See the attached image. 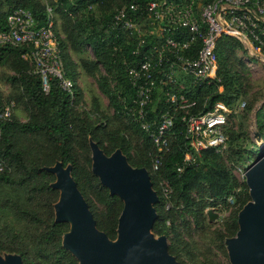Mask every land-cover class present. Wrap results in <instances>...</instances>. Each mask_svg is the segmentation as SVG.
<instances>
[{
  "label": "trees",
  "instance_id": "obj_1",
  "mask_svg": "<svg viewBox=\"0 0 264 264\" xmlns=\"http://www.w3.org/2000/svg\"><path fill=\"white\" fill-rule=\"evenodd\" d=\"M130 1H49L55 14V33L64 70L74 83L72 98L60 90L53 78L49 79L48 91H42L39 76L32 73V67L22 58L28 48L0 46V81L9 87L5 94L0 91V106L9 101L14 103L9 120L0 122V255L13 256L19 264H78L63 247L68 223L56 221L59 191L53 188L55 175L48 171L56 164L68 170L95 229L109 241L115 240L122 201L110 195L92 173L91 144L104 157L118 152L131 170L146 172L156 197L151 205L155 220L149 233L169 240L167 253L176 264H182L179 261L182 251H197L190 242V227L192 224L195 231L204 230L203 211L207 203L214 206L216 201H221L227 208L225 199H233L231 207L234 210L215 238L217 249L226 256L225 240L235 236L237 215L250 202L245 183L235 180L222 162L223 154L203 151L177 172L184 155L191 153L183 139L181 113L173 114L167 137L169 150L160 167L157 171L151 169L155 156L153 143L124 110L134 94L125 71L135 60L132 51L136 42L112 24L115 10ZM134 1L144 4L142 0ZM16 8L29 10L38 23L43 22L42 0H0V32L6 30V17ZM145 45L139 47L140 52L146 49ZM86 46L91 50V58L84 52ZM241 49L234 39L221 37L217 40L214 50L217 85L193 86L187 77L180 76L184 81L182 93L196 102L193 112L206 111L215 102H222L231 110L224 132L233 162L254 156L239 145V141L247 139L244 123L252 106L249 102L245 108L246 103L241 100L248 94L242 65L235 61V51ZM78 70L94 79L98 92L112 109L110 119L97 113L95 100L92 103L95 115L77 110L81 97ZM240 102H244V107L236 112L235 107ZM169 107L155 92L153 103L146 107L148 121L156 123L159 114L170 110ZM18 110L24 114V121L14 112ZM233 118L238 119L237 129H234L235 122H231ZM109 122L121 123L122 128L109 126ZM255 124L259 139L264 143V112L261 109L255 112ZM163 182L171 191L168 209L160 189ZM183 234L186 240L182 239Z\"/></svg>",
  "mask_w": 264,
  "mask_h": 264
},
{
  "label": "built area",
  "instance_id": "obj_2",
  "mask_svg": "<svg viewBox=\"0 0 264 264\" xmlns=\"http://www.w3.org/2000/svg\"><path fill=\"white\" fill-rule=\"evenodd\" d=\"M49 1L42 0V23H38L27 9L10 11L6 17L7 28L0 32V46L28 48L22 58L32 67V73L39 76L42 91H48L49 79L53 78L60 90L72 98L74 83L64 70L55 33V14ZM142 2L144 4L131 0L116 9L112 18L113 26L127 32L136 42L132 51L135 60L125 71L134 94L124 110L153 143V171L158 170L169 150L167 137L173 114L181 113L183 139L191 152L184 155L182 165L177 168V172H181L203 151L212 150L217 154L225 151L224 127L231 110L222 102H215L206 111L193 112L196 102L182 93L184 81L180 76L187 77L193 86L217 85L214 50L221 37L236 40L244 52L264 67V0ZM145 43L146 49L140 52L139 47ZM155 92L170 105V110L159 114L156 123L148 121L146 110L153 103ZM243 107L244 102H240L235 111H241ZM13 108L12 101L0 106V122L9 120ZM235 170L244 180L245 170L237 167ZM160 186L168 209L171 191L165 182ZM232 202V197L225 199L226 205ZM216 203L211 211L224 208L221 201Z\"/></svg>",
  "mask_w": 264,
  "mask_h": 264
},
{
  "label": "water",
  "instance_id": "obj_3",
  "mask_svg": "<svg viewBox=\"0 0 264 264\" xmlns=\"http://www.w3.org/2000/svg\"><path fill=\"white\" fill-rule=\"evenodd\" d=\"M256 140L259 139L255 133ZM92 173L102 186L122 201L117 220L116 238L109 241L97 231L86 204L70 180L68 170L59 164L49 168L55 175L53 188L59 191L55 205L56 221L69 225L63 236V247L78 264H176L167 253L165 238L154 239L149 233L155 213L156 201L146 172L131 170L118 152L109 158L91 144ZM244 183L250 203L237 215L238 230L225 240L229 264H264V153L245 169ZM208 221L217 214L206 212ZM0 264H2L0 260ZM6 264H19L7 256Z\"/></svg>",
  "mask_w": 264,
  "mask_h": 264
},
{
  "label": "rangeland",
  "instance_id": "obj_4",
  "mask_svg": "<svg viewBox=\"0 0 264 264\" xmlns=\"http://www.w3.org/2000/svg\"><path fill=\"white\" fill-rule=\"evenodd\" d=\"M84 52L90 58L92 57L91 50L88 46L85 47ZM71 58L75 63H77V59L73 55H71ZM235 61L237 64L240 63L242 65L241 73L245 78L246 85L248 86V94L241 98V100L245 101V108L249 106V102H252L251 112L247 117V121L244 123L247 139L245 141H239V145L243 150H245V152H252L254 156L250 158L243 157L240 161L233 162L230 159L229 147L227 146L225 151L222 153V162L226 168L231 171V174L235 180L238 183H242L244 180L241 175L237 173L235 167L245 170L256 160L259 155L264 153V143L260 139L256 140L255 138V133H257L255 112L258 109H261L264 112V67L242 49L235 51ZM77 85L81 91L80 103L77 107V110L87 113L91 116L95 115L96 113L94 111V107L92 106V103L95 100L97 105V113H100L102 116H105V118L110 119L113 113L112 109L109 107L107 99L98 92L94 79L84 75L83 72L78 70ZM8 90V85L4 81H0V91L4 92L5 94L8 92ZM14 112H17L21 121L25 120V116L22 112L19 110ZM237 121L238 119L236 118L231 120V122H235L234 129L238 128ZM110 125L114 127L119 126L122 128V124L118 122H109V126ZM204 202L207 203L205 199ZM207 204L203 211L204 215L207 211L212 210L211 208L215 207L217 203H215L214 206ZM232 205L233 202L232 204H229L227 208H222L220 210L215 209L212 211L213 213L218 214L215 220L208 221L205 215L206 222L203 231H195L191 224L189 235L191 240L190 242L193 244V247L197 249V251H190V253L182 251L179 255V261L182 264H224L226 261H228L227 255H222L217 249L215 238L217 232L223 231L225 222L229 218L232 210H234V208L231 207ZM186 220L191 223L189 218H186ZM153 238L157 239V237L154 236ZM182 239L186 240V235L183 234ZM165 244L167 249L169 245L168 239H165ZM6 258L7 256L0 255L2 264H6Z\"/></svg>",
  "mask_w": 264,
  "mask_h": 264
}]
</instances>
